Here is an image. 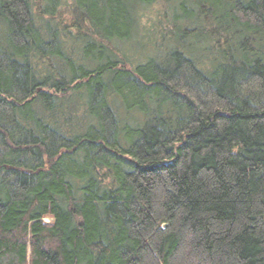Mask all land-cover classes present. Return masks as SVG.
I'll return each mask as SVG.
<instances>
[{
  "label": "trees",
  "instance_id": "trees-1",
  "mask_svg": "<svg viewBox=\"0 0 264 264\" xmlns=\"http://www.w3.org/2000/svg\"><path fill=\"white\" fill-rule=\"evenodd\" d=\"M0 264H264V0H0Z\"/></svg>",
  "mask_w": 264,
  "mask_h": 264
},
{
  "label": "rangeland",
  "instance_id": "rangeland-1",
  "mask_svg": "<svg viewBox=\"0 0 264 264\" xmlns=\"http://www.w3.org/2000/svg\"><path fill=\"white\" fill-rule=\"evenodd\" d=\"M163 11H164L163 6L159 4H155L150 8H148L147 12L143 17L142 23L144 26L142 27V31H144L145 35H147V33L148 34L154 33L153 36H151L150 38L144 37L142 42L140 41H135L136 43L131 42L128 46L121 45L124 51H127V53L132 55V57L138 51V50H134L135 46L137 45H141L143 48H145L147 54H153L154 53L153 49L156 50L157 53H160L161 51L162 53H165V51H167V48L170 46L169 44L170 34L167 29V27L169 26L167 22L169 15L168 13H164ZM159 31H161V33ZM164 36L165 38L163 39Z\"/></svg>",
  "mask_w": 264,
  "mask_h": 264
}]
</instances>
